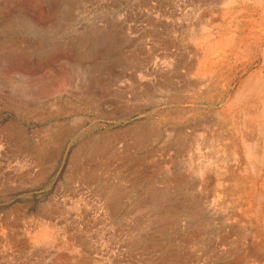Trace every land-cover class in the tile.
Listing matches in <instances>:
<instances>
[{
    "label": "rangeland",
    "instance_id": "374dc122",
    "mask_svg": "<svg viewBox=\"0 0 264 264\" xmlns=\"http://www.w3.org/2000/svg\"><path fill=\"white\" fill-rule=\"evenodd\" d=\"M182 1L188 0H0V240H4L0 241V264H236L235 252L251 248L253 240L245 222H240L229 208L218 205L215 191L218 181L228 186L226 169L238 176L245 174L243 161L226 157L224 168H219L212 154L216 147L202 137L216 131L217 124L197 128L202 119L215 122V113L236 84L227 90V97L210 101L208 93L185 74L191 62L187 54L191 44L182 33L191 29L200 34L201 25L209 28L221 16L218 8L183 10ZM177 4L186 17H178ZM203 10L210 14L201 23L198 16ZM17 14L20 18L16 20ZM140 15H144L143 21ZM145 17L154 19L152 27ZM225 29L209 30L221 35ZM132 57L139 58V64L125 62ZM179 59L183 63H177ZM165 61H170L171 68L163 67V74L148 73V68L157 69ZM161 83H166L169 90L160 92ZM169 111L184 117L179 122L162 121L163 113ZM142 128L153 135L137 145L133 131ZM175 132L179 135L174 138ZM177 139L187 153L176 146ZM87 146L91 150L81 156L78 149ZM199 162L205 166L201 177L194 172ZM176 175L186 182V189L168 188L171 204L181 206V198L188 204V196L202 207L194 224L210 226L200 231L197 242L204 245L203 249L194 248L196 243L190 239L193 223L187 226L188 222H180L156 237L157 221L153 224L151 212L137 203L147 186L162 190ZM114 189L117 203L111 209L106 201ZM41 220L44 224L56 223L59 239L77 240V252H42L26 243L29 233L43 224ZM238 234L241 240L244 237L243 242L237 239ZM146 240L152 244H146ZM168 241L177 247L168 252L170 263H162L157 250ZM59 254L66 260L60 263ZM256 258L254 264H264V252Z\"/></svg>",
    "mask_w": 264,
    "mask_h": 264
},
{
    "label": "bare ground",
    "instance_id": "6f19581e",
    "mask_svg": "<svg viewBox=\"0 0 264 264\" xmlns=\"http://www.w3.org/2000/svg\"><path fill=\"white\" fill-rule=\"evenodd\" d=\"M79 1V0H78ZM165 1V0H164ZM175 1V0H173ZM177 1V0H176ZM142 2V0H141ZM159 2V1H158ZM171 2V1H169ZM183 2V1H182ZM73 3V2H72ZM145 3V2H142ZM157 3V2H156ZM168 3V2H167ZM172 3V2H171ZM170 3V4H171ZM174 3V2H173ZM172 3V4H173ZM183 7L179 4L175 5V10L179 13V7H182L185 10L187 7L190 8H218V15H220V20L217 23L209 26V28H205V26L201 25L199 22L205 19L206 14H210L208 10H203L202 13L199 14V22L197 21L199 26L201 25V33L197 34V32H193L191 29L182 33L184 37H186L187 41L191 44V48L188 47L187 54L190 55V63L188 68L185 69V74L187 77L192 79L194 85L201 86L206 93H208L207 97L210 101L216 98L227 97L226 92L231 88V86L236 84L233 87L234 92L228 96L222 108H219V111L215 113V122L202 119L200 121V125L197 128L205 129L207 126L213 124L218 126L216 131H208L206 135H200L204 137V139L214 145L216 148L213 149L212 154L217 158L216 165L219 168H224L226 157H234L237 160H242L244 164L243 170L245 174L242 176H238L234 171L230 169H226L227 173V184L228 186L223 187V181H218L217 186V203L220 207L229 208L233 213L232 215H236L239 217L240 222H245L244 226H247L249 237H252L253 242L251 248L244 252H235V263L236 264H254V261L257 259V255L261 252H264V0H191L183 2ZM78 4V3H77ZM147 4V3H146ZM153 4V3H152ZM161 5V2H159ZM181 4V1H180ZM166 5V4H165ZM149 6V5H148ZM145 7V5L143 6ZM151 8V6L149 7ZM159 8V6H158ZM161 8V7H160ZM181 8V9H182ZM189 8V9H190ZM146 10V8H145ZM144 10V11H145ZM148 9L147 11H150ZM170 10V9H168ZM216 10V9H215ZM141 11V10H140ZM139 13H142L140 12ZM143 11V10H142ZM146 11V12H147ZM152 11V10H151ZM155 11V9H154ZM191 11V10H190ZM200 11V10H199ZM164 12V11H163ZM187 12V11H186ZM194 12V11H193ZM197 12V10H196ZM21 13V12H20ZM155 14L158 11L154 12ZM169 13V12H166ZM174 13V12H172ZM171 13V14H172ZM214 13V12H213ZM163 14V13H162ZM165 14V12H164ZM178 17H182L185 12L179 13ZM150 15V14H149ZM148 14L146 16L149 17ZM158 15V14H157ZM155 15V17L157 16ZM174 15V14H173ZM176 15V13H175ZM215 15V14H213ZM159 16V15H158ZM157 16V17H158ZM172 15H170L171 17ZM185 16V15H184ZM188 16V15H187ZM142 17V21L144 15H140ZM163 17V16H161ZM167 17V16H166ZM169 17V16H168ZM176 18V21L178 19ZM179 17V18H180ZM186 17V16H185ZM192 17V16H191ZM195 17V16H194ZM217 17V16H216ZM20 18V14L16 15V20ZM146 18V17H145ZM152 18V17H151ZM197 18V17H196ZM147 19V18H146ZM153 19V18H152ZM151 19V20H152ZM162 20L161 18H158ZM157 19V20H158ZM172 19H174L172 17ZM171 19V20H172ZM184 19V18H183ZM145 20V19H144ZM149 19H147L148 21ZM151 20H149L151 22ZM154 20V19H153ZM156 20V19H155ZM156 20V22H157ZM179 20V19H178ZM182 20V19H181ZM193 20V18L191 19ZM19 21V20H18ZM146 21V22H147ZM167 21V20H166ZM170 21V20H169ZM167 21V22H169ZM160 22V21H158ZM173 22V21H172ZM172 22L170 24H172ZM186 22V21H185ZM192 22V21H191ZM21 23V22H20ZM144 23V22H142ZM148 23V22H147ZM162 23V22H161ZM166 23V22H165ZM180 23V22H179ZM202 23V22H201ZM14 24L18 25V22H14ZM152 22L150 23V27L153 26ZM155 24V23H154ZM157 24V23H156ZM159 24V23H158ZM167 24V23H166ZM169 24V23H168ZM167 24V25H168ZM186 24V23H185ZM207 24V23H206ZM132 25V24H131ZM130 25V26H131ZM146 25V24H145ZM180 25V24H179ZM189 25V24H188ZM13 26V25H12ZM144 26V25H143ZM149 26V25H148ZM187 26V25H186ZM195 26V24H194ZM207 26V25H206ZM172 27V26H171ZM170 27V28H171ZM184 27V26H183ZM224 28L223 34L214 35L211 30L213 28ZM129 28V26H128ZM144 28V27H143ZM188 28V27H187ZM181 29V28H180ZM179 29V30H180ZM211 29V30H209ZM165 30V29H164ZM168 30V29H167ZM194 30V29H193ZM219 30V29H217ZM181 31V30H180ZM195 31V30H194ZM199 31V30H198ZM166 32V31H165ZM168 32V31H167ZM170 32V31H169ZM178 32V31H177ZM179 33V32H178ZM172 35V34H171ZM174 35V34H173ZM168 36V35H167ZM181 36V35H179ZM151 37V36H150ZM173 37V36H172ZM176 40V39H175ZM182 40V39H181ZM116 41V40H115ZM153 41V40H151ZM165 41H167L165 39ZM9 43V42H8ZM171 43V42H170ZM187 43V42H186ZM154 44V43H153ZM165 44V43H164ZM168 44V43H167ZM162 45V44H161ZM6 46V45H5ZM2 47V46H1ZM0 47V48H1ZM158 47V46H157ZM161 47V46H160ZM175 49V48H174ZM180 49V48H179ZM164 50V49H162ZM176 50V49H175ZM184 50V49H183ZM172 52V51H171ZM179 52V51H178ZM186 52V51H185ZM150 53V52H149ZM152 53V52H151ZM176 53V51H175ZM161 54V53H160ZM173 54V53H172ZM131 57V55H129ZM164 56V55H163ZM169 57V56H168ZM129 58V57H128ZM150 58V57H149ZM165 59V57H163ZM126 59V58H125ZM162 59V58H161ZM139 58H130L125 60L127 64H139ZM167 60V59H165ZM173 60V59H169ZM183 63L181 59H179ZM147 61V59H146ZM155 61V60H153ZM157 61V60H156ZM155 61V62H156ZM164 61V60H163ZM174 62V61H173ZM143 63V62H142ZM141 63V64H142ZM146 63V62H145ZM144 63V64H145ZM162 63V62H161ZM176 63V64H177ZM185 63V62H184ZM152 64V63H151ZM161 67L147 69L150 75H159L161 72H164V68H171L170 61H165L162 63ZM143 65V64H142ZM146 65V64H145ZM158 65V64H157ZM160 65V64H159ZM185 65V64H184ZM156 66V65H155ZM175 66V65H174ZM147 68V66H145ZM164 67V68H163ZM141 68V67H140ZM144 68V67H142ZM178 68V67H176ZM185 68V67H184ZM252 69V70H251ZM145 69H143L144 71ZM168 72V71H167ZM178 73V72H176ZM144 74V72H143ZM147 74V72H145ZM163 74V73H161ZM175 74V73H174ZM173 75V74H172ZM145 76V75H143ZM166 76V74H165ZM176 76V75H175ZM138 78V77H137ZM181 78V77H180ZM140 79V76H139ZM142 79V78H141ZM158 79V78H157ZM163 79V77H162ZM161 79V81H162ZM167 79V78H166ZM171 79V78H169ZM167 79V80H169ZM153 80V79H152ZM156 80V79H155ZM178 80V79H176ZM139 81V80H138ZM147 81V80H146ZM166 81V80H165ZM164 81V82H165ZM173 81V79H172ZM191 81V80H190ZM174 82V81H173ZM172 82V83H173ZM138 83V82H137ZM140 84V83H139ZM145 84V83H144ZM162 84V83H161ZM160 84V85H161ZM171 84V83H169ZM136 85V83H135ZM156 85H158L156 83ZM178 85V84H177ZM176 85V86H177ZM175 86V87H176ZM127 87V86H126ZM143 87V86H142ZM174 87V88H175ZM220 87L224 89L219 90ZM146 88V87H145ZM148 88V87H147ZM150 88V87H149ZM168 85L163 83L158 89L160 92L163 90L164 92L168 91ZM200 88V87H199ZM173 89V88H172ZM144 90V89H143ZM156 90V89H155ZM191 90V89H190ZM221 91L218 93L217 91ZM174 91V90H173ZM180 92V91H179ZM188 92V91H187ZM203 92V91H202ZM204 92V93H205ZM144 93V92H143ZM189 93V92H188ZM205 93V94H206ZM218 94L217 96L215 95ZM171 94V93H170ZM173 94V93H172ZM176 94V93H175ZM174 94V95H175ZM178 94V93H177ZM187 94V93H186ZM144 96V94H143ZM154 96V95H153ZM159 96V95H158ZM162 96V95H160ZM213 96V98H212ZM165 97V96H164ZM163 98V97H162ZM223 99V98H222ZM149 100V98H148ZM147 100V101H148ZM173 100V98H172ZM181 100V99H180ZM221 100V99H220ZM145 101V100H144ZM146 101V102H147ZM177 101V100H176ZM217 102V101H216ZM223 102V100H222ZM168 104V103H167ZM178 104V103H177ZM187 104V103H186ZM201 104H204L203 102ZM189 106V105H188ZM173 107V106H172ZM177 107V106H176ZM191 107V106H190ZM204 107V106H203ZM181 108V107H180ZM185 108V107H184ZM192 108V107H191ZM199 108V107H198ZM218 108V107H217ZM170 109V108H169ZM168 109V110H169ZM175 109V107H174ZM200 109V108H199ZM16 110V109H15ZM180 110V109H179ZM202 110V109H201ZM26 111V110H25ZM166 111V110H164ZM204 111V110H203ZM209 111V110H208ZM214 111V109H213ZM200 114V113H199ZM204 114V113H203ZM202 114V115H203ZM207 114V113H205ZM194 116V114H192ZM198 116V115H197ZM184 115L178 112H167L163 113L162 121H178L181 120ZM191 118V117H190ZM193 120V119H192ZM149 121V120H148ZM158 121V120H157ZM161 121V120H160ZM189 121V120H188ZM187 121V122H188ZM179 122V121H178ZM159 122H157L158 124ZM173 123V122H171ZM174 124V123H173ZM178 124V123H177ZM183 124V123H181ZM150 125V123H149ZM159 125V124H158ZM160 126V125H159ZM165 126V124H164ZM167 126V125H166ZM171 126V125H170ZM162 127V126H161ZM150 128V127H149ZM134 129V128H133ZM195 129V128H194ZM212 129V128H211ZM215 130V129H214ZM130 131V130H129ZM148 131V130H147ZM146 129H139L138 131H133V136L137 145L142 144L143 142H147L148 139L152 138V133H148ZM178 131V130H177ZM184 131V130H183ZM18 132V131H16ZM160 132V131H159ZM180 132V131H179ZM179 132H175L176 135H173L174 138L178 137ZM182 132V130H181ZM128 133V132H127ZM161 133V132H160ZM152 134V135H151ZM162 134V133H161ZM161 136V135H160ZM158 137V136H157ZM173 138V139H174ZM159 139V138H158ZM152 140V139H151ZM157 140V139H156ZM200 141V140H199ZM176 146L180 147L182 152L188 151L186 146L181 145L179 139L175 140ZM202 142V141H201ZM227 142V143H224ZM106 143V142H105ZM104 143V144H105ZM165 143V142H164ZM171 143V142H170ZM191 143V142H190ZM206 143V142H205ZM221 143V144H220ZM101 144V143H100ZM109 143H107L108 145ZM147 144V143H146ZM220 144V145H219ZM24 145V144H23ZM106 145V144H105ZM105 145L103 147H105ZM189 145V144H188ZM25 146V145H24ZM102 144L100 145V147ZM136 146V145H134ZM144 146V145H143ZM151 146V145H150ZM167 146V145H166ZM191 146V144L189 145ZM196 146V145H195ZM206 146V145H205ZM221 146V147H220ZM139 147V146H138ZM172 147V146H171ZM177 147V149H178ZM202 147V146H201ZM97 147L96 149H98ZM142 148V147H141ZM168 148V147H164ZM174 148V147H173ZM33 149V148H32ZM136 149V148H135ZM176 149V147H175ZM199 149V148H198ZM197 149V150H198ZM211 149V148H210ZM28 150V149H27ZM80 155L81 153H85L86 151L91 150L90 147H81L78 149ZM102 150V148H101ZM179 150V149H178ZM170 151V150H168ZM172 151V150H171ZM170 151V152H171ZM44 152V151H43ZM175 153V152H173ZM33 154V153H32ZM31 154V155H32ZM78 154V153H77ZM177 154V153H176ZM175 154V155H176ZM194 154V153H193ZM192 154V155H193ZM45 155V154H44ZM198 155V154H197ZM196 155V156H197ZM202 155V154H201ZM28 156V155H27ZM82 156V155H81ZM165 156V155H164ZM177 156V155H176ZM182 156V155H181ZM195 156V157H196ZM199 156V155H198ZM203 156V155H202ZM208 156V155H207ZM26 157V156H25ZM39 157V156H38ZM168 157V156H167ZM211 157V156H210ZM171 158V156H170ZM206 158V157H205ZM208 158V157H207ZM212 158V157H211ZM37 159V158H36ZM167 159V158H166ZM195 159V158H194ZM193 159V160H194ZM33 160V158L31 159ZM169 160V159H168ZM176 160V159H175ZM202 160V159H201ZM34 161V160H33ZM171 161V160H170ZM179 161V159H178ZM186 161V160H185ZM210 161V160H209ZM229 161V160H228ZM241 162V161H240ZM170 163V162H169ZM196 163V162H194ZM200 163V162H199ZM206 163V162H205ZM232 163V161H231ZM36 164V163H35ZM177 164V163H176ZM175 164V165H176ZM237 164V163H234ZM171 165V164H170ZM189 165V163H188ZM172 166V165H171ZM180 166V165H179ZM210 166V165H209ZM213 166V165H212ZM216 166V167H217ZM239 166V165H238ZM8 167V166H7ZM6 167V168H7ZM12 167V166H11ZM170 167V166H169ZM186 167V166H185ZM15 168V167H14ZM176 168V167H175ZM180 167H178L179 169ZM213 168V167H212ZM240 168V167H239ZM171 169V167H170ZM174 169V168H173ZM165 171V169L162 168ZM205 166L201 163L197 164L194 168V172L198 176H202L205 172ZM221 170V169H220ZM225 170V169H222ZM235 170V169H234ZM2 171V170H1ZM11 171V169H10ZM9 171V173H11ZM163 171V173H164ZM169 171V170H168ZM177 170H174L175 172ZM189 171V170H188ZM193 171V170H192ZM212 171V170H211ZM219 171V169H217ZM184 172V171H183ZM222 172V171H221ZM1 173V172H0ZM16 173V170H15ZM14 173V174H15ZM162 173V172H161ZM188 173V172H187ZM215 173V172H214ZM218 173V172H217ZM171 174V173H170ZM3 175V174H2ZM5 175V174H4ZM3 175V176H4ZM10 175V174H9ZM181 175V174H180ZM185 175V174H184ZM188 175V174H187ZM207 175V174H206ZM223 175V174H222ZM225 175V174H224ZM175 176V175H174ZM182 176V175H181ZM7 177V174H6ZM213 177V176H212ZM220 177V176H219ZM223 177V176H222ZM188 178V177H187ZM218 178V177H217ZM203 179V178H202ZM223 179V178H222ZM5 180V179H4ZM145 180V179H144ZM192 180V179H191ZM200 180V179H199ZM198 180V181H199ZM207 180V179H206ZM218 180V179H217ZM189 182V181H188ZM145 184V183H144ZM154 184V183H153ZM168 186L164 187L162 190H158L157 188H153V186L146 187V191L143 196H140L137 203L139 207L142 209H146V212H151L154 216V220H151L153 224L157 221L158 229L156 237H162V233L165 230H172L176 228L180 222H188L190 224H194L195 221L200 216L198 208H202L198 203L194 202L188 196V204H186V200L183 198L179 199V203L181 206H176L171 204V192H169L170 188H180L185 187L183 185L186 184L181 177H173L167 181ZM211 184V183H210ZM215 184V183H213ZM147 185V184H146ZM189 185V183H188ZM187 185V186H188ZM204 185V184H203ZM192 186V185H191ZM200 186V185H199ZM137 187V186H136ZM143 187V186H142ZM155 187V186H154ZM184 187V188H183ZM211 187V186H210ZM113 188V187H112ZM169 188V189H168ZM109 189V188H108ZM143 189V188H142ZM186 189V188H185ZM213 189V188H212ZM172 190V189H171ZM192 190V189H191ZM111 191V188L109 189ZM115 189L110 194L112 197L107 198V202L111 205L110 208L114 209L116 207V199L114 198ZM179 191V189H178ZM182 191V190H181ZM180 191V192H181ZM190 191V190H189ZM203 191V190H202ZM214 190H212L213 192ZM200 192V191H199ZM142 193V192H141ZM178 193V192H177ZM176 191L175 194L177 195ZM216 193V192H215ZM140 193H138L139 196ZM169 194V195H168ZM179 194V193H178ZM188 194V192H187ZM208 194V193H207ZM206 194V195H207ZM205 199V198H204ZM213 199V198H212ZM198 201V200H197ZM207 201V200H205ZM119 202V201H118ZM174 202V201H173ZM177 202V201H176ZM210 202V201H209ZM216 202V201H215ZM108 203V204H109ZM200 203V202H199ZM105 204V205H106ZM178 204V203H177ZM118 205H120L118 203ZM135 205V204H134ZM201 205V204H200ZM137 207V208H139ZM241 208L243 210L241 211ZM57 209V208H56ZM109 209V211L111 210ZM214 209V208H213ZM116 210V209H115ZM212 210V207H211ZM215 210V209H214ZM56 211V210H55ZM60 211V210H59ZM106 211V210H105ZM108 211V210H107ZM120 211V210H119ZM220 211V210H219ZM116 212V211H115ZM211 212V211H210ZM112 213V212H110ZM203 213V212H202ZM207 213V212H206ZM214 213V212H213ZM99 214V213H98ZM108 214V213H107ZM97 215V214H96ZM216 215V214H215ZM98 216V215H97ZM112 216V215H111ZM221 216V215H220ZM204 217V216H203ZM211 217V215H210ZM217 217V216H216ZM225 217V216H224ZM213 218V217H212ZM238 219V220H239ZM46 220V219H45ZM150 220V219H149ZM200 220V219H199ZM42 221V220H41ZM205 221V220H204ZM44 221H42L43 223ZM96 222V221H95ZM94 222V223H95ZM212 222V220H211ZM13 223V222H12ZM47 223V222H45ZM235 223V222H234ZM152 224V225H153ZM212 224V223H211ZM210 224V225H211ZM55 225L51 223L48 224H40L36 229L27 236L26 243H30L38 246L41 251L43 250H54L63 251V250H71L75 253L77 252L78 243L70 238H58L55 234ZM97 225V222L96 224ZM94 225V226H95ZM203 225V227H202ZM202 225L194 224V228H192L189 232L190 239L194 240L196 245L194 248L203 249L204 245L198 241L199 235L201 234V230H206L208 225L206 223H202ZM206 225V226H205ZM185 226V225H184ZM201 226V228L199 227ZM239 226L242 227V224ZM5 227V226H3ZM2 227V228H3ZM19 227V226H18ZM33 227V226H32ZM153 227V226H151ZM156 227V226H155ZM84 229V228H83ZM90 229V228H89ZM190 229V228H189ZM243 229V227H242ZM23 230V229H22ZM145 230V229H144ZM154 230V229H153ZM181 230V229H180ZM86 231V230H84ZM89 231V230H88ZM148 232V230H146ZM187 231V230H186ZM245 232V229H243ZM202 232V231H201ZM241 232V231H239ZM238 232V233H239ZM247 232V234H248ZM59 233V232H58ZM96 233V232H94ZM93 233V234H94ZM155 233V234H156ZM15 234V233H14ZM22 234V233H21ZM60 234V233H59ZM63 234V232H62ZM154 234V233H153ZM161 234V235H160ZM246 234V235H247ZM152 235V233H151ZM167 235V234H166ZM187 235V234H186ZM240 235H242L240 233ZM237 235V239L240 241L241 236ZM2 236V235H1ZM0 236V237H1ZM6 236V235H5ZM24 236V235H23ZM59 236V235H58ZM62 236V235H61ZM146 236V235H145ZM188 236V235H187ZM3 237V236H2ZM26 237V236H25ZM24 237V238H25ZM60 237V236H59ZM141 237V236H140ZM144 237V236H142ZM155 237V236H154ZM154 237H151L152 239ZM155 237V239H156ZM6 238V237H5ZM87 238V237H86ZM136 238V237H135ZM134 238V239H135ZM77 239V238H76ZM146 239V237L144 238ZM151 239V240H152ZM158 239V238H157ZM244 237H242V240ZM9 240V238H8ZM11 240V239H10ZM20 240V239H19ZM80 240V239H79ZM241 240V241H242ZM4 241V240H0ZM22 241V240H21ZM20 241V242H21ZM83 241V240H82ZM81 241V242H82ZM140 241V239H137ZM147 241V240H146ZM135 242V240H134ZM243 242V241H242ZM3 243V242H2ZM0 243V244H2ZM8 243V242H7ZM18 244V241L16 242ZM133 243V242H132ZM144 243V241H143ZM159 251L161 253L160 261L162 263L169 262V259L172 257H168V252L172 250L171 247L175 245L172 242H165ZM14 244V243H13ZM140 244V243H138ZM146 244H152L147 241ZM4 245V244H3ZM25 245V244H24ZM105 245V244H104ZM239 245V244H238ZM19 246V245H18ZM137 246V245H135ZM146 246V245H145ZM144 246V247H145ZM5 247V246H4ZM30 247V246H29ZM102 247V246H101ZM140 247V246H139ZM155 247V246H154ZM153 247V248H154ZM177 247V245H175ZM238 247V246H237ZM240 247V246H239ZM238 247V248H239ZM3 248V247H2ZM23 248V247H22ZM35 248V247H34ZM34 248H32L34 250ZM122 248V247H121ZM120 248V249H121ZM142 248V247H141ZM206 248V247H205ZM4 249V248H3ZM16 249V248H15ZM21 249V248H19ZM148 249V248H147ZM81 250V249H80ZM145 250V249H144ZM152 250V248H150ZM17 251V250H15ZM37 251V250H36ZM35 251V252H36ZM40 251V252H41ZM42 251V252H43ZM45 251V252H46ZM154 251V250H153ZM232 251V250H231ZM39 252V251H38ZM39 252V253H40ZM151 252V251H150ZM200 252V251H199ZM202 252V251H201ZM28 253V251H27ZM26 253V254H27ZM52 253V252H51ZM69 253V252H68ZM79 253V252H78ZM100 253V252H99ZM158 253V252H157ZM231 253V252H230ZM233 253V252H232ZM34 254V253H33ZM43 254V253H42ZM203 254V253H202ZM29 255H31L29 253ZM36 255V254H35ZM33 256V255H32ZM47 256V255H46ZM44 256V257H46ZM50 256V255H49ZM67 256V254H66ZM79 256V255H78ZM173 256V255H172ZM3 257V255H2ZM41 257V256H40ZM43 257V256H42ZM104 257V256H101ZM54 258V257H53ZM73 259V257H71ZM83 258V257H82ZM229 258V256H228ZM7 259V257H6ZM56 259V258H55ZM90 259V258H89ZM231 259V258H230ZM57 260L60 262L62 260H66L65 255L59 254ZM78 260V259H77ZM1 261V260H0ZM50 261V260H49ZM48 261V262H49ZM53 261V260H51ZM57 261V262H58ZM93 261V260H92ZM56 262V261H55ZM7 263V262H6ZM50 263V262H49ZM52 263V262H51ZM61 263V262H60ZM65 263V262H64ZM63 263V264H64ZM68 263V262H67ZM95 263V262H94ZM170 263V262H169ZM264 263V262H263ZM3 264V263H2ZM76 264V263H75ZM79 264V263H78ZM80 264H85L84 261H80ZM88 264V263H86ZM90 264V263H89Z\"/></svg>",
    "mask_w": 264,
    "mask_h": 264
}]
</instances>
